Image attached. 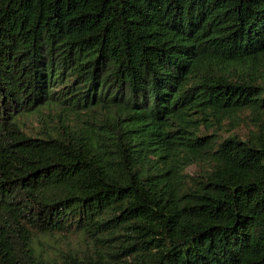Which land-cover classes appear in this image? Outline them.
<instances>
[{
  "label": "trees",
  "instance_id": "1",
  "mask_svg": "<svg viewBox=\"0 0 264 264\" xmlns=\"http://www.w3.org/2000/svg\"><path fill=\"white\" fill-rule=\"evenodd\" d=\"M0 264H264V0H0Z\"/></svg>",
  "mask_w": 264,
  "mask_h": 264
},
{
  "label": "rangeland",
  "instance_id": "2",
  "mask_svg": "<svg viewBox=\"0 0 264 264\" xmlns=\"http://www.w3.org/2000/svg\"><path fill=\"white\" fill-rule=\"evenodd\" d=\"M27 123H28V125L29 126H39V124H38V122L35 120V117L33 116V117H30V118H28L27 119ZM56 236L57 235H55V236H47V240H45V241H47L48 242V244H50L51 242H54V240H56ZM70 238H72V236H69Z\"/></svg>",
  "mask_w": 264,
  "mask_h": 264
}]
</instances>
